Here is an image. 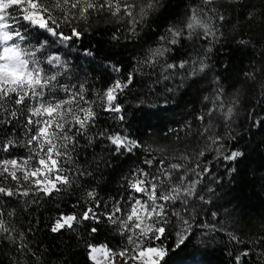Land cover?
Masks as SVG:
<instances>
[{
    "label": "snow or ice",
    "instance_id": "1",
    "mask_svg": "<svg viewBox=\"0 0 264 264\" xmlns=\"http://www.w3.org/2000/svg\"><path fill=\"white\" fill-rule=\"evenodd\" d=\"M240 3L198 0L152 46L140 45L132 72L113 77L105 89L93 93L85 82L66 79L71 66L61 49L78 44L101 23L110 30L113 46L121 41L140 44L163 0H0V35L10 36L0 40V50L19 45L27 74L26 80L15 84L0 81V182L10 185L0 186V241L15 247L17 264L21 256L39 260L26 234L34 229L17 227L18 207L26 211L41 201L56 200L79 188L83 178L109 166L111 160L94 152L91 161L86 158L100 141L105 142L103 151L112 160L137 153L142 157L121 176L123 192L104 201L95 188L86 189L83 204L78 201L74 206L80 211L61 214L49 228L53 234L70 230L79 237L78 229L83 227L82 239L92 264H166L169 252L187 247L198 232L202 239L197 247L244 245L229 253L232 264H264V235L245 242L235 229L218 226V213L205 207L213 204L225 176L230 182L250 159L239 146L244 137L235 118L245 86L257 81L256 70L243 74L244 80L233 86L230 98L221 74L215 75L216 87L211 96L202 97L206 107L195 116L199 122L195 133L192 121L179 130L168 129L182 141L183 150L152 148L142 139L163 123L182 90L196 86L214 71L212 54L225 37L226 17L221 8ZM245 18L254 21V12L248 11ZM185 48L180 55L179 50ZM84 54L92 57L95 53L87 48ZM107 67L115 73L123 71L111 62ZM223 67L227 70V65ZM138 73H146L148 80L143 84L150 81V86L129 103ZM91 96L99 98L102 112L112 115L115 129L97 130L99 113ZM257 102L261 112L252 108L246 121L250 129L264 132V87ZM129 108L135 109L131 118ZM101 224L113 239L118 238L115 248L89 242ZM257 249L259 255L253 260Z\"/></svg>",
    "mask_w": 264,
    "mask_h": 264
},
{
    "label": "trees",
    "instance_id": "2",
    "mask_svg": "<svg viewBox=\"0 0 264 264\" xmlns=\"http://www.w3.org/2000/svg\"><path fill=\"white\" fill-rule=\"evenodd\" d=\"M198 0H163L159 12L151 17L150 27L145 28L140 44L133 45L124 41L113 46L110 40V30L101 23L98 28L87 34L82 41L69 49H61V54L68 60L71 72L66 79L80 83L85 82L91 86L93 93L102 91L112 81L115 76H127L132 72L135 64L134 56L138 57L142 48L140 45L152 46L156 42L157 36L164 32L167 27L179 20L187 11L188 7ZM224 0H221L223 3ZM224 12L226 21L222 28L225 37L221 44L216 45L212 54L211 63L214 71L208 73L207 79L192 88H185L173 100L170 107L172 111L165 114L166 119L162 124L153 127L142 137L145 143L152 148L166 146L170 151L177 149L183 150L182 141L175 139V134L168 132V129H181L187 121L193 122V133L196 131L198 121L195 116L206 107L202 101L204 95L211 96L216 87L214 77L220 73L222 86L230 95L234 85L244 80V73L256 70L257 81L253 86L249 82L245 86V92L241 96V104L238 110L237 130L244 139L240 143L246 154L250 157L242 166L235 178L229 182V177L225 176L223 185L218 188V196L213 199L212 205L205 206L209 211L218 213L219 224L226 229H235L241 238L254 241L258 236L264 235V132L257 129H250L246 117L249 110L255 108L256 112H261V105L257 102L260 98V91L264 87V0H241L239 5L225 6L221 8ZM253 11L255 20L249 21L245 18V13ZM154 21V22H153ZM244 39L248 41L246 45H240L238 41ZM123 45V46H121ZM91 48L94 56L88 57L84 54L85 49ZM187 49H180L182 55ZM118 64L122 73L112 72L107 65L109 63ZM227 65V70L223 67ZM79 77L77 80L76 78ZM146 73H138L136 84L131 89L128 97L132 103V97L139 93L147 92L150 86ZM62 96L63 93H60ZM93 105L94 110L99 113L97 121L98 129H115L117 122L112 119V115L100 110V100L96 96ZM134 108H129V117ZM264 114V113H261ZM244 125L243 128L239 125ZM252 132H256L255 136ZM167 133V135H166ZM181 136L185 133L181 132ZM192 139L191 137H186ZM195 143V141H193ZM259 145V147H257ZM105 142L100 141L96 148L89 149L86 157L91 161V154L103 156L111 160L107 167L102 166L99 172H94L92 177H85L80 181L79 188H73L70 192L62 194L56 200L41 201L39 205H32L26 211L18 207L17 218L18 228L27 229L32 227V233H26L30 248L38 250L39 260L30 257H19V264H92L87 259L86 249L82 237L85 230L80 227V236L70 230L62 233L53 234L50 232V225L61 214H70L80 211V207H74L80 201L83 204V195L86 189L95 188L99 196L104 201H109L110 197L118 196L123 192L121 188V176L131 168L138 165L142 158L138 153L130 158L120 157L112 160L107 151ZM222 172V168H217ZM59 204V207L56 205ZM15 206V205H13ZM210 220L211 217L207 216ZM100 231L88 240L94 245L109 243L113 248L116 247L117 239H113L108 229L101 224ZM201 236H197L187 247L175 249L169 252L166 257V264H232L229 253L234 249L244 247V245L227 244L205 248L197 247L200 244ZM220 237H217L219 241ZM169 243H171L169 241ZM174 247V246H173ZM219 248H223L221 251ZM259 255V250L253 252L251 259ZM18 253L14 246L0 241V264H17Z\"/></svg>",
    "mask_w": 264,
    "mask_h": 264
},
{
    "label": "clouds",
    "instance_id": "3",
    "mask_svg": "<svg viewBox=\"0 0 264 264\" xmlns=\"http://www.w3.org/2000/svg\"><path fill=\"white\" fill-rule=\"evenodd\" d=\"M10 39L8 34L0 35V40ZM22 49L19 45L4 47L0 50V81L15 84L27 79L22 60Z\"/></svg>",
    "mask_w": 264,
    "mask_h": 264
},
{
    "label": "rangeland",
    "instance_id": "4",
    "mask_svg": "<svg viewBox=\"0 0 264 264\" xmlns=\"http://www.w3.org/2000/svg\"><path fill=\"white\" fill-rule=\"evenodd\" d=\"M0 186H5V187H7V186H10V185H9V184H3L2 182H0ZM25 187H28V185L26 184ZM97 246H99V245H97ZM101 259H102V257H101Z\"/></svg>",
    "mask_w": 264,
    "mask_h": 264
}]
</instances>
